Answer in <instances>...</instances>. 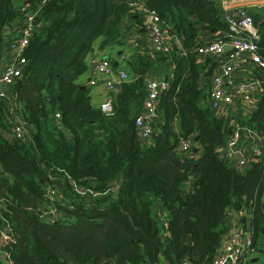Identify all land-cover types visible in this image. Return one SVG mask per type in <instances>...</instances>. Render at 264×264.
<instances>
[{
	"label": "trees",
	"instance_id": "obj_1",
	"mask_svg": "<svg viewBox=\"0 0 264 264\" xmlns=\"http://www.w3.org/2000/svg\"><path fill=\"white\" fill-rule=\"evenodd\" d=\"M41 1L0 0V67L7 31L20 19L21 5ZM128 2L50 0L43 5L38 14L43 26L23 54L14 92L31 130L28 141L5 138L11 114L0 99V226L11 231L12 242L3 250L13 264H181L185 259L213 264L232 206L250 208L255 240L264 235V164L239 172L221 158L227 125L205 105L217 64L203 69L199 36L228 33L216 0H148L188 50L184 56H156L171 59L175 74L162 94L152 141L143 143L135 127L146 76L129 73L133 81L114 99L112 116L93 107L89 88L77 83L89 72L99 39L101 47L121 44L119 25ZM259 31L264 57V21ZM240 121L264 134V93L257 110ZM192 135L200 158L178 153L180 142ZM51 177L74 204L72 210L59 206L67 216L55 222L42 214L49 202L46 189L55 183ZM113 185L118 186L114 191Z\"/></svg>",
	"mask_w": 264,
	"mask_h": 264
},
{
	"label": "built area",
	"instance_id": "obj_2",
	"mask_svg": "<svg viewBox=\"0 0 264 264\" xmlns=\"http://www.w3.org/2000/svg\"><path fill=\"white\" fill-rule=\"evenodd\" d=\"M50 0H42L40 3L26 2L21 5V17L17 21L15 31L12 28L7 31L6 48L14 53V58L0 70V99L8 103L10 116L7 128L3 131L6 139L10 141H28L31 130L19 112L15 95H10L9 87L16 84L22 76L23 54L30 44L36 31L43 24L38 22V14L43 5ZM246 1L247 5L241 4ZM264 6V0H220L218 7L221 17L228 24V33L204 43L200 49L199 60L213 58L219 64L210 80L206 107L211 115L225 120L227 133L224 144L219 148L220 157L228 161L237 170L246 167L247 164H264V134L258 129L245 126L236 120L237 113L245 106L246 112L251 111V105L258 102L264 93V57L261 56V35L259 26L254 24L250 16L249 7ZM128 14L140 13L143 27L148 33L152 43V55H179L188 54L184 46L182 36L165 23L158 12L148 5V0H129ZM230 49L228 59L224 56ZM4 59V58H3ZM3 62V60H2ZM247 67L248 72H253L255 78L235 83L233 73L239 65ZM89 73V72H88ZM88 86L94 87L104 81L108 93V100L103 103L101 109L107 116L114 114L113 101L119 94L125 83L133 81V78L125 70H116L109 59H102L95 63L91 69ZM170 88L169 81H159L146 75V95L143 106L135 119L137 135L148 143L152 141L157 129V118L162 94ZM195 136H190L180 142L178 153L188 155L193 150ZM201 151V147H197ZM55 181L46 189L48 204L42 209L43 217L48 222L65 219L67 214L63 209H74V204L69 195L61 187L58 178L51 177ZM190 182V181H189ZM190 184V183H188ZM113 185L112 191L117 189ZM80 194H86L82 188L77 189ZM3 200L0 199V207ZM248 207L239 208L241 216L245 217ZM162 234H168V223L165 217L160 222ZM0 242L2 250L12 242L9 228L0 226ZM254 232L244 226H232L221 242L220 248L213 264H251L258 251ZM3 253L8 264H13L6 252ZM181 264H194L190 259H185Z\"/></svg>",
	"mask_w": 264,
	"mask_h": 264
},
{
	"label": "crops",
	"instance_id": "obj_3",
	"mask_svg": "<svg viewBox=\"0 0 264 264\" xmlns=\"http://www.w3.org/2000/svg\"><path fill=\"white\" fill-rule=\"evenodd\" d=\"M220 0H216L218 5ZM243 5H247L246 1H242ZM18 25V22H15L12 25V31H15V27ZM121 31V44L118 45H109L106 47H101L100 42L102 39H99L96 43V49L93 56L90 57V69L89 73L83 76H80L77 83L82 85L83 89L89 88V96L91 98V104L95 108H101L103 103L108 100V93L104 86V81L107 80V77L103 78V81L94 87H89L88 82L91 74V69L95 65V63L99 62L102 59H109L111 65L116 70H125L128 73H135V75L141 76L139 73L146 70L144 76H149L155 78L159 81H171L174 78V65L171 62V59L163 60V58H157L153 56L152 51V43L149 39L148 33L143 27L142 19L140 13H130L125 14L123 16L122 21L119 25ZM218 36H222L220 33ZM217 36V37H218ZM215 36L209 31H203L200 33L199 40L200 42L208 43L213 40ZM230 49L228 53L224 56V59H228L230 55ZM3 62L1 64L0 70L2 71L6 64H8L14 58V53L6 48ZM145 59V62L149 65L141 66L139 59ZM216 63L213 58H209L202 61V67L204 70H208L212 67V64ZM233 79L235 83L239 81H247L249 79L255 78V74L253 72H248L247 67L239 65L238 69L233 73ZM212 76L210 77L211 80ZM204 80H206L204 78ZM132 82V81H131ZM16 84L9 87L8 92L12 96L15 92ZM122 89V87H121ZM121 93V90H120ZM258 102L253 103L250 112H246L245 106L240 110V114L237 113L236 120H243L247 114L253 113L257 110ZM177 129V128H176ZM199 143L195 141L193 146V150L188 153V157L200 158L201 151L198 150ZM253 165L247 164L246 167L238 169L239 172H246ZM157 217L160 218L163 216V208L159 207L157 209ZM226 227L229 229L232 226H244L249 231L254 232L253 230V213L250 208L247 209L246 216L243 217L239 213L238 208L229 207L226 211ZM162 229V228H161ZM256 244L258 249H264V235H261L257 240ZM0 249H2V243L0 242ZM261 257V256H260ZM259 256L254 257L251 264H264V260H261ZM0 264H8L7 259L3 253L0 251Z\"/></svg>",
	"mask_w": 264,
	"mask_h": 264
},
{
	"label": "water",
	"instance_id": "obj_4",
	"mask_svg": "<svg viewBox=\"0 0 264 264\" xmlns=\"http://www.w3.org/2000/svg\"><path fill=\"white\" fill-rule=\"evenodd\" d=\"M123 0H116L117 3H121ZM249 11H250V16L253 18L254 20V24L256 26H259L263 21H264V6L263 7H259V6H256V5H251L249 7ZM146 73V70L143 69V71L141 73H139L141 76H144ZM205 114L208 113V110L205 109ZM220 120H222L220 118ZM194 244V241H193V237L190 235L189 238H188V241H187V245L189 246H193Z\"/></svg>",
	"mask_w": 264,
	"mask_h": 264
},
{
	"label": "rangeland",
	"instance_id": "obj_5",
	"mask_svg": "<svg viewBox=\"0 0 264 264\" xmlns=\"http://www.w3.org/2000/svg\"><path fill=\"white\" fill-rule=\"evenodd\" d=\"M2 64V63H1ZM88 74V73H87ZM86 74V75H87ZM205 105H206V103H205ZM160 222H161V218H160ZM161 228H162V226H160ZM161 231H163V228L161 229ZM0 251L2 252L3 250L2 249H0ZM256 256H261L260 258H261V260H264V249H259L257 252H256V254H255Z\"/></svg>",
	"mask_w": 264,
	"mask_h": 264
}]
</instances>
